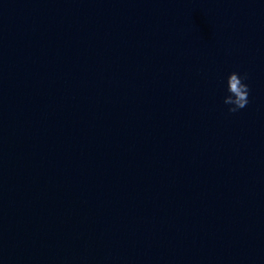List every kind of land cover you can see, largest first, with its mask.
I'll return each instance as SVG.
<instances>
[{"label": "water", "instance_id": "95a60500", "mask_svg": "<svg viewBox=\"0 0 264 264\" xmlns=\"http://www.w3.org/2000/svg\"><path fill=\"white\" fill-rule=\"evenodd\" d=\"M0 264H264V0H0Z\"/></svg>", "mask_w": 264, "mask_h": 264}, {"label": "clouds", "instance_id": "9594fccd", "mask_svg": "<svg viewBox=\"0 0 264 264\" xmlns=\"http://www.w3.org/2000/svg\"><path fill=\"white\" fill-rule=\"evenodd\" d=\"M247 79L246 75L241 76L233 71L226 78V90L229 93L223 98V103L228 105V111L235 113L243 109L249 103V87L243 81Z\"/></svg>", "mask_w": 264, "mask_h": 264}]
</instances>
